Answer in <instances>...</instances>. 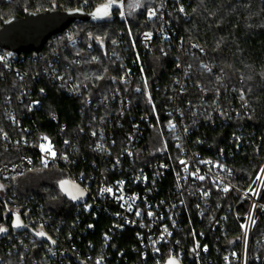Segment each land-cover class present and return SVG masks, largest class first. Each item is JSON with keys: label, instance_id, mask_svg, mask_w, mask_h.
Instances as JSON below:
<instances>
[{"label": "trees", "instance_id": "16d2710c", "mask_svg": "<svg viewBox=\"0 0 264 264\" xmlns=\"http://www.w3.org/2000/svg\"><path fill=\"white\" fill-rule=\"evenodd\" d=\"M122 1L116 0L109 9V17L95 22H75L51 37L39 54L25 55L23 62L17 64L24 75L21 79L0 68V185H3L0 188V226L6 229L0 233V264H94V258L105 253L102 234L108 233L112 219L95 209L89 214L77 213V207L61 194L58 184L68 177L65 167L42 168L38 164L39 156L34 147L44 137L57 150L75 159L76 164L68 165L72 174L82 172L88 176L95 171L88 163L100 160V156L91 151L94 140L90 132L100 125V120H104L103 126L114 125L115 120H119L123 124L116 132L117 143H120L130 131L128 115H136L140 109L153 121V127L145 132L136 147L140 156L137 166L163 160L164 154L160 153L163 138L166 140L163 110L171 108L174 101L186 114H191L205 96L207 110L211 111L214 103L220 105L226 112L225 121L216 118L213 125L204 123L208 115L205 113L202 117L199 112L200 124L194 133L205 140L204 148L215 152L223 149L224 163L232 175L230 181L239 189L249 187L262 164L264 0H181L183 15L170 11L166 22H161L159 17L148 19L152 5L142 7L134 19L126 20L121 16ZM107 2L0 0V27L7 19L23 17L26 12L80 9L90 14ZM165 24L167 32L174 36L169 34L168 41L155 35L150 51L143 52L140 35L155 34ZM191 43L203 49L205 56H190L185 49ZM135 53L142 66L143 84L138 83L139 93L126 95L130 105L120 119L119 107L107 98L125 73L121 62L131 65ZM116 56H120L118 61ZM186 67L190 82L179 93L173 80L183 79ZM55 72L56 76L63 75L80 86L81 95L67 96L57 82L52 81ZM119 88L124 93V87ZM32 101H37L39 108L29 109ZM109 109L114 112L112 119ZM237 140L240 144L235 148ZM66 141L68 148H64ZM72 145L77 151L70 153ZM23 159L32 161L30 169L20 176L6 178L2 175V167L16 165ZM169 183L167 176L161 181L163 186ZM235 200V196L227 199L228 207ZM259 203L264 205V190ZM246 207L247 201L239 205L238 216L245 213ZM225 214L224 232L213 233L197 225L193 216L194 223H186L181 228L179 247L188 248L202 230L208 247L202 264H223V257L231 255L232 251L238 260H231L230 264H239L242 225L231 213ZM17 217L21 227L14 226ZM88 224H92L91 231L87 229ZM41 231L44 236L37 235ZM116 236L111 237L106 247V264H155L140 261L139 254L132 249L136 242L131 230L126 229ZM185 262L196 264L187 258ZM247 264H264V212L260 209L249 240Z\"/></svg>", "mask_w": 264, "mask_h": 264}, {"label": "built area", "instance_id": "2783aa9c", "mask_svg": "<svg viewBox=\"0 0 264 264\" xmlns=\"http://www.w3.org/2000/svg\"><path fill=\"white\" fill-rule=\"evenodd\" d=\"M150 5L152 7L148 11L149 20L159 17L161 22H166V16L170 11L183 15V12L180 11L183 7L181 0H152ZM150 11H155L156 15L150 17ZM147 33L150 32L142 33L139 37L143 52L150 51V44L155 35L168 41L170 40L169 34L174 36L173 33L167 32L166 24L162 25L155 34L150 33L151 35L146 38L145 34ZM120 42L123 44L122 41ZM178 46H181L179 41ZM185 51L190 56H205V51L194 43L189 44ZM29 54L17 55L0 48V58H2L0 59V68L6 72H12L21 79L24 75L19 71L17 64L23 62V57ZM111 56H115V54ZM119 57L116 56L117 61ZM123 58L125 59V57ZM121 63L125 73L120 79L119 86L124 87L125 91L123 93L117 86L113 92L108 94L107 98V101L109 99L112 104L119 107L118 117L120 119L126 115V110L130 105L129 97L126 95L139 93L141 88L138 83L143 84L142 66L136 53L131 65L124 61ZM203 65L201 63V66ZM187 68L183 73V79L175 78L173 80L179 93H182L187 87V82H190L188 81ZM52 81H56L67 96L76 98L82 93L80 86L72 82L70 78H64L63 75L56 76V72ZM143 86L144 89H148L147 86ZM137 89L140 90L137 91ZM173 103L171 108L163 110L166 138V140L163 138V148L160 151L161 154H164L163 160H155L137 166L139 152H136V147L142 142L145 132L153 127V121L140 109L137 110L136 115H128L131 122L130 131L124 134L120 143H117L116 132L123 128V124L119 120H115L114 125L109 126H103L105 122L100 120V125L90 132V137L94 140L90 146L91 151L98 154L100 160L98 163H88L91 168L95 169L88 176L82 172L72 174L68 165L70 162L73 165L76 164L75 159H72L71 154L57 150L48 140L39 139L34 147L39 156L38 164L42 168H46L44 160L48 162L47 167L62 165L68 176L65 180L77 185L84 192L86 201L83 205L77 206V213L89 214L91 210L95 209L106 213L112 219L108 233L102 234L105 253L94 258V264H97L98 261L99 264L107 263L106 247L111 243V237H117V234L126 229L132 232L136 242L132 249L137 251L141 262L152 261L155 264H166L169 260H174L176 264H188L185 262L187 258L188 261L202 264V258L207 256L208 250L204 243L205 233L200 230L197 234L198 238H195L188 248L182 249L179 247L178 239L179 233L182 231L181 228L186 223L192 225L194 223L193 216H196L197 225L204 226V229H209L211 233L216 230L224 232L222 225H225L227 220L225 213H231L235 221L239 225H243V227L241 226L239 264L248 262L249 240L254 225L248 217L251 215L255 221L257 210L260 209L264 212V205L259 203L260 195L264 190V172L261 171L264 169V159L249 187L237 188L230 181L232 175L224 163L223 149L220 148L215 152L204 148L205 140L200 139L194 133L200 124L198 118L200 113L202 117L205 113L208 115L207 121L209 122L204 120V123L213 125L216 118H220L224 122L226 112L222 111L220 105L216 106L215 103L212 110L208 111L205 96L201 97L199 107L191 114H186L181 106L174 101ZM37 108H39V103L32 101L29 109ZM188 108L189 105L186 104L187 112ZM108 112L112 119L114 112L111 109ZM11 122L13 125L15 124L14 119H11ZM169 123L175 125V128H170ZM49 144L51 151L47 150ZM239 144L240 141L237 140L235 148ZM41 145L45 150H42ZM68 147L69 145L66 143L64 148ZM69 151L73 153L77 151V147L72 145ZM51 152L56 153L55 158L52 157ZM180 161L185 163L182 164ZM31 167L32 161L23 159L16 165L2 167L1 172L4 177L9 178L20 176L27 168ZM185 169L187 170L185 171ZM166 176L170 183L163 186L161 181ZM198 176H203L204 179L200 180ZM258 176L260 179H257ZM225 187L228 188V191H224ZM105 188H111L112 192H102ZM204 193H208V195L205 196ZM231 196H235L236 200L232 206L228 207L226 201ZM244 201H247V207L245 213L240 217L237 214V209ZM225 205H227L226 208H224ZM253 205L256 207L253 208ZM137 212L140 215H136ZM240 219L242 221L239 223ZM87 229L91 231L92 224H88ZM231 260H238L233 251L231 255L223 257L222 263L230 264ZM129 264L137 263L130 262Z\"/></svg>", "mask_w": 264, "mask_h": 264}, {"label": "water", "instance_id": "95a60500", "mask_svg": "<svg viewBox=\"0 0 264 264\" xmlns=\"http://www.w3.org/2000/svg\"><path fill=\"white\" fill-rule=\"evenodd\" d=\"M97 20L82 10L50 9L39 13L26 12L23 17L16 16L7 19L0 27V48L17 55L38 54L51 37L62 33L71 24ZM58 188L61 194L74 206L77 207L85 203V194L76 200L71 198L72 195L78 196L82 191L77 185L63 180L59 182Z\"/></svg>", "mask_w": 264, "mask_h": 264}, {"label": "snow or ice", "instance_id": "6c2138e0", "mask_svg": "<svg viewBox=\"0 0 264 264\" xmlns=\"http://www.w3.org/2000/svg\"><path fill=\"white\" fill-rule=\"evenodd\" d=\"M84 2H85V3H88V0H84ZM115 3H116V0H108L107 3H105V4H103V5L99 6V7H97V8L95 9L94 12L90 13V15H91L94 19H103V18H107V17L110 16L109 9H111V8L115 5ZM137 7H139V5H137ZM75 11H80V9H76ZM180 11H181V12L184 11L183 7H181ZM123 15H124V13L121 12V16H122V17H123ZM155 15H156L155 11H150V12H149V16H150V17H151V16H155ZM145 35H146V38H147V37H149L151 34H150V33H147V34H145ZM113 43H115V41H113ZM0 59H2V58H0ZM93 59H95V58H93ZM97 78L99 79V78H101V77H97ZM145 86H147V85H145ZM139 90H140V89H137V91H139ZM149 99L151 100V98H149ZM169 127L172 128V129H174V128H175V125H172L171 123H169ZM93 135H95V133H93ZM44 139L47 140V137H44ZM65 143H67V141H66ZM178 147H179V145H178ZM41 148H42V150H45V148H44L43 145H41ZM47 150H48V151H51V145H50V144H49ZM51 155H52L53 158H55L56 153H55V152H51ZM180 162H181L182 164L185 163L184 161H180ZM43 163L45 164V167H47V163H48L47 160H44ZM186 170H187V169H185V171H186ZM261 171L264 172V169H262ZM198 178H199L200 180H203V179H204L203 176H198ZM257 179H260V177L258 176ZM121 183H122V182H121ZM2 187H3V185H0V188H2ZM224 191H228V188L225 187ZM102 192H108V193H111V192H112V189H111V188H105V189L102 190ZM83 195H84L83 191H80L79 194H78V196H77V195H72L71 198H72L73 200H76V199H78L79 197H83ZM204 195L207 196L208 193H204ZM120 198L122 199V197H120ZM255 207H256V205H253V208H255ZM136 215H140V213L137 212ZM149 215H151V213H149ZM248 219H249L250 222L255 223V221L253 220V218H252L251 215H249ZM14 226H15V227H21V226H22L21 223H20V219H19V217L16 218V222H15ZM90 227H91V226H90ZM242 227H243V225H242ZM165 230H166V229H165ZM5 231H6V229L3 228L2 226H0V233H3V232H5ZM37 235H38V236H44L45 233L41 231V232L37 233ZM205 250H206V249H205ZM97 264H99V261L97 262ZM168 264H176V261H174V260H169Z\"/></svg>", "mask_w": 264, "mask_h": 264}, {"label": "rangeland", "instance_id": "374dc122", "mask_svg": "<svg viewBox=\"0 0 264 264\" xmlns=\"http://www.w3.org/2000/svg\"><path fill=\"white\" fill-rule=\"evenodd\" d=\"M151 3L152 0H123L120 4L122 12L124 13L123 18L126 20L134 19L142 7L150 5ZM64 176V174H61V177Z\"/></svg>", "mask_w": 264, "mask_h": 264}]
</instances>
